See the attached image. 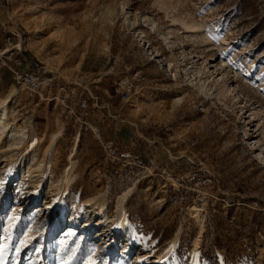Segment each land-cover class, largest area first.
I'll use <instances>...</instances> for the list:
<instances>
[{
    "label": "rangeland",
    "instance_id": "374dc122",
    "mask_svg": "<svg viewBox=\"0 0 264 264\" xmlns=\"http://www.w3.org/2000/svg\"><path fill=\"white\" fill-rule=\"evenodd\" d=\"M8 30L154 162L125 184L74 118L0 68V264H192L196 251L197 264H264V0H15L0 4V40ZM124 64L146 77L125 102L111 91ZM201 162L215 176L207 203L192 184ZM125 194L127 232H114Z\"/></svg>",
    "mask_w": 264,
    "mask_h": 264
},
{
    "label": "built area",
    "instance_id": "2783aa9c",
    "mask_svg": "<svg viewBox=\"0 0 264 264\" xmlns=\"http://www.w3.org/2000/svg\"><path fill=\"white\" fill-rule=\"evenodd\" d=\"M14 1L0 0V4L8 5ZM16 33L8 30L5 37L0 40V68L7 70L12 79L28 91L31 98H39L58 106L62 108L63 113L74 118L75 126L79 128L77 135L80 140L82 135H87L98 144L109 166L108 171L119 176L125 175V184H128L136 175L148 172L152 168L154 160L149 158V154L145 151L126 143L125 128H120L122 123L117 122L115 124L116 133L110 134V132L105 131L103 118L111 117L113 118L111 123H114L115 118H118L119 115L112 114L110 107L100 103L92 92H89L90 95L85 94L84 96L77 94L75 88L80 85L78 82L58 76L53 72L43 71L38 63L30 60L24 54L19 41H15V38L18 37L17 39H19L20 37L19 33ZM126 68L128 67L126 66ZM145 79L142 70L133 75L125 74L124 64L122 72L112 86V94L123 102L128 101L133 92L136 91V84L141 85ZM106 110L108 114L105 115ZM121 121L125 122L124 119ZM180 141L190 154L197 156L196 149L199 145V139L196 136L184 133L181 135ZM153 170L156 175L166 181V184L168 182L172 186L184 184L179 178H169L170 174L167 172L166 166H156ZM214 179L215 176L210 165L201 162L200 167L193 175L192 184H201L206 190L198 192L197 201L207 203L210 200L212 196L208 186L214 184ZM253 203L258 205V201Z\"/></svg>",
    "mask_w": 264,
    "mask_h": 264
},
{
    "label": "bare ground",
    "instance_id": "6f19581e",
    "mask_svg": "<svg viewBox=\"0 0 264 264\" xmlns=\"http://www.w3.org/2000/svg\"><path fill=\"white\" fill-rule=\"evenodd\" d=\"M9 105H10V101L8 99L6 101H4L2 104H0V133L1 134H3L7 130V128L9 129V127H10L9 126L10 124H7V122H6V120L9 117V113H10L8 111V106ZM18 137L20 138L21 142H24L27 139L26 132L25 131H20L18 133ZM79 140H80V138L78 137L77 141H79ZM13 180H14V175H12L10 177L9 182H12ZM126 196L127 195L125 194V197H123L120 200V202H119L118 211H117V217H116V226L112 230L114 232H120L121 230L124 231L125 226L127 225V217H126V215L124 213V208H123L124 201L126 200ZM103 208H104V205L100 207V210L102 211ZM193 211H197L198 212L199 209L194 208ZM124 223H125V225H124ZM59 226H61V224ZM126 232H127V230L125 229V233ZM130 233H133V229L130 231ZM174 247H175V244H173V246H172V248L170 250H173ZM197 263H198V251H196V254L194 255L193 261H192V264H197Z\"/></svg>",
    "mask_w": 264,
    "mask_h": 264
},
{
    "label": "trees",
    "instance_id": "16d2710c",
    "mask_svg": "<svg viewBox=\"0 0 264 264\" xmlns=\"http://www.w3.org/2000/svg\"><path fill=\"white\" fill-rule=\"evenodd\" d=\"M155 238H158L157 236H155ZM159 240H160V238H159Z\"/></svg>",
    "mask_w": 264,
    "mask_h": 264
},
{
    "label": "snow or ice",
    "instance_id": "6c2138e0",
    "mask_svg": "<svg viewBox=\"0 0 264 264\" xmlns=\"http://www.w3.org/2000/svg\"><path fill=\"white\" fill-rule=\"evenodd\" d=\"M0 184H2V182H0Z\"/></svg>",
    "mask_w": 264,
    "mask_h": 264
}]
</instances>
